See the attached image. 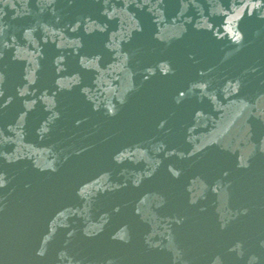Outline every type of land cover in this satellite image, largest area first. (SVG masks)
<instances>
[{"label":"water","instance_id":"obj_1","mask_svg":"<svg viewBox=\"0 0 264 264\" xmlns=\"http://www.w3.org/2000/svg\"><path fill=\"white\" fill-rule=\"evenodd\" d=\"M0 264H264V0H0Z\"/></svg>","mask_w":264,"mask_h":264}]
</instances>
